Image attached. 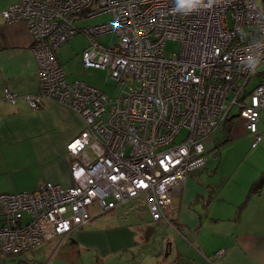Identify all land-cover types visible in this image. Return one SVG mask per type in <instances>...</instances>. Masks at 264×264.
I'll return each instance as SVG.
<instances>
[{
  "label": "built area",
  "instance_id": "2783aa9c",
  "mask_svg": "<svg viewBox=\"0 0 264 264\" xmlns=\"http://www.w3.org/2000/svg\"><path fill=\"white\" fill-rule=\"evenodd\" d=\"M18 0L1 11L31 36L38 91L33 110L53 100L76 112L83 129L66 144L71 183L44 181L0 193V256L18 255L140 199L168 221L175 188L205 163V143L233 107L254 134L264 111V0ZM104 22L87 19L106 14ZM113 33L111 45L97 41ZM87 40L85 67L108 69L114 94L68 81L56 50ZM181 43L165 55L164 43ZM253 76L257 83L247 85ZM6 100L18 94L3 90ZM222 249L215 253L221 255Z\"/></svg>",
  "mask_w": 264,
  "mask_h": 264
},
{
  "label": "crops",
  "instance_id": "0c3cea01",
  "mask_svg": "<svg viewBox=\"0 0 264 264\" xmlns=\"http://www.w3.org/2000/svg\"><path fill=\"white\" fill-rule=\"evenodd\" d=\"M16 2L0 0V192L47 180L67 186L66 144L83 121L53 100L35 110L27 104L24 95L38 91L31 36L1 15ZM5 88L18 94L13 103ZM229 117L205 143L204 166L175 188L168 221L153 220L144 204L124 213L116 206L20 257L1 255L0 264H264V111L255 147L238 111Z\"/></svg>",
  "mask_w": 264,
  "mask_h": 264
},
{
  "label": "rangeland",
  "instance_id": "374dc122",
  "mask_svg": "<svg viewBox=\"0 0 264 264\" xmlns=\"http://www.w3.org/2000/svg\"><path fill=\"white\" fill-rule=\"evenodd\" d=\"M258 5L261 4V0H257ZM110 18L108 13L96 16L92 19H87V23L96 24L106 21ZM116 40V37L113 33L102 34L97 37V41L105 44L111 45ZM87 40L82 34H76L70 38L66 43L62 44L56 50V57L60 63L66 78L68 81H84L88 85L101 89L109 95H113L115 91V85L109 82V71L108 69L94 68V67H85L82 63L81 52L84 47H86ZM181 49V43L175 39H167L164 43V53L169 56L172 54L179 53ZM257 77L253 76L246 86L247 89H250L257 83ZM238 111L237 107H233L230 111L236 113ZM219 129L213 134L214 138H218ZM222 136V135H221ZM212 156V154H210ZM34 189V188H33ZM32 190V189H31ZM10 192V191H8ZM13 192V191H11ZM1 193V192H0ZM140 199H130L125 203L118 205L115 212L129 211V207L136 208L137 211H141L142 201ZM23 253L16 256L5 255V258L20 257Z\"/></svg>",
  "mask_w": 264,
  "mask_h": 264
},
{
  "label": "clouds",
  "instance_id": "9594fccd",
  "mask_svg": "<svg viewBox=\"0 0 264 264\" xmlns=\"http://www.w3.org/2000/svg\"><path fill=\"white\" fill-rule=\"evenodd\" d=\"M212 2H213V0H210V3H209V5L207 7H211ZM184 3L190 5L191 4V0H184Z\"/></svg>",
  "mask_w": 264,
  "mask_h": 264
},
{
  "label": "trees",
  "instance_id": "16d2710c",
  "mask_svg": "<svg viewBox=\"0 0 264 264\" xmlns=\"http://www.w3.org/2000/svg\"><path fill=\"white\" fill-rule=\"evenodd\" d=\"M239 115V114H238ZM228 117H229V115H228ZM228 117L226 118V120L225 121H227V119H228ZM255 147V146H254ZM204 166V165H203ZM113 210V209H112ZM111 211V210H110Z\"/></svg>",
  "mask_w": 264,
  "mask_h": 264
},
{
  "label": "bare ground",
  "instance_id": "6f19581e",
  "mask_svg": "<svg viewBox=\"0 0 264 264\" xmlns=\"http://www.w3.org/2000/svg\"><path fill=\"white\" fill-rule=\"evenodd\" d=\"M230 118V117H229ZM228 120V119H227ZM225 124V123H224ZM140 203H141V201H140Z\"/></svg>",
  "mask_w": 264,
  "mask_h": 264
},
{
  "label": "water",
  "instance_id": "95a60500",
  "mask_svg": "<svg viewBox=\"0 0 264 264\" xmlns=\"http://www.w3.org/2000/svg\"><path fill=\"white\" fill-rule=\"evenodd\" d=\"M111 83V82H110ZM113 84V83H112Z\"/></svg>",
  "mask_w": 264,
  "mask_h": 264
}]
</instances>
